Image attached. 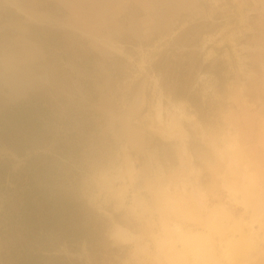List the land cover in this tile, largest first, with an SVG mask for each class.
I'll return each instance as SVG.
<instances>
[{
	"label": "rangeland",
	"instance_id": "obj_1",
	"mask_svg": "<svg viewBox=\"0 0 264 264\" xmlns=\"http://www.w3.org/2000/svg\"><path fill=\"white\" fill-rule=\"evenodd\" d=\"M25 102L47 107L40 131L12 123ZM179 108L186 133L168 138L157 110L167 121ZM227 133L258 167L264 208V0H0V264L193 260L176 227L206 230L190 189L206 195L201 212L231 207ZM46 155L52 180L37 169ZM56 188L81 203L90 243L28 230L27 202Z\"/></svg>",
	"mask_w": 264,
	"mask_h": 264
},
{
	"label": "bare ground",
	"instance_id": "obj_2",
	"mask_svg": "<svg viewBox=\"0 0 264 264\" xmlns=\"http://www.w3.org/2000/svg\"><path fill=\"white\" fill-rule=\"evenodd\" d=\"M160 109L157 110L156 118L157 129L161 134L168 138L183 137L186 132L181 123L180 114H186L184 109L179 108V112L172 113L167 121H164ZM182 151L188 153L185 144ZM218 151L225 155L223 160L227 170L219 174L222 173L221 181L228 188L231 207L219 202L209 207L208 213L201 212L202 209L199 210V208L201 204H205L206 195L197 187L188 190L187 196L190 199L188 213L192 218L201 219L206 230L196 232L183 230L177 224L178 238L183 242L186 250H191L190 253L193 256L191 261L185 259L182 261L180 257L184 256V251H179L177 262L181 264H258L259 258L264 259V208L257 207L255 204L260 186L258 167L240 147L238 136L233 133L224 135V144ZM128 173L130 176L135 173L133 162L128 166ZM196 177L198 178V175ZM185 189L182 188L181 192L186 191ZM238 206L242 207V213L235 212L234 208ZM246 213L249 215L246 216ZM114 234L121 239L128 238L127 229L122 226H119Z\"/></svg>",
	"mask_w": 264,
	"mask_h": 264
},
{
	"label": "trees",
	"instance_id": "obj_3",
	"mask_svg": "<svg viewBox=\"0 0 264 264\" xmlns=\"http://www.w3.org/2000/svg\"><path fill=\"white\" fill-rule=\"evenodd\" d=\"M40 107L47 109V107H42L40 104L33 105L30 102L26 105L25 102L13 106L7 113L8 115L11 114L9 117L14 120L12 123L17 120H26L22 122L31 120L37 124L36 127L39 130L37 115ZM5 117H7L6 113L2 115V119ZM16 150L18 154H23V151ZM44 157H46L45 160L40 161L37 169L45 173L49 180H52L57 168L50 165L49 159L51 157L49 155ZM27 204L29 212L25 213L24 222L27 223L28 230L34 232V237L40 234L39 238L46 244L50 242L51 238H53V241L66 242L69 246L81 240L90 243L92 234L86 212L81 203L76 201L71 194L67 195L65 190L56 188L39 191L37 198L33 201L30 199ZM29 256L31 257V255Z\"/></svg>",
	"mask_w": 264,
	"mask_h": 264
}]
</instances>
